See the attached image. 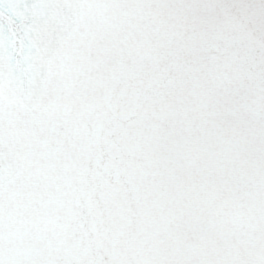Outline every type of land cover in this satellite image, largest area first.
<instances>
[{"label": "snow or ice", "instance_id": "1", "mask_svg": "<svg viewBox=\"0 0 264 264\" xmlns=\"http://www.w3.org/2000/svg\"><path fill=\"white\" fill-rule=\"evenodd\" d=\"M0 264H264V0H0Z\"/></svg>", "mask_w": 264, "mask_h": 264}]
</instances>
